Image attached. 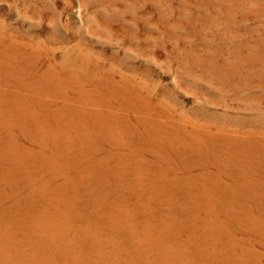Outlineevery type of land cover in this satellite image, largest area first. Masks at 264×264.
Here are the masks:
<instances>
[{"label":"rangeland","instance_id":"374dc122","mask_svg":"<svg viewBox=\"0 0 264 264\" xmlns=\"http://www.w3.org/2000/svg\"><path fill=\"white\" fill-rule=\"evenodd\" d=\"M0 264H264V0H0Z\"/></svg>","mask_w":264,"mask_h":264}]
</instances>
